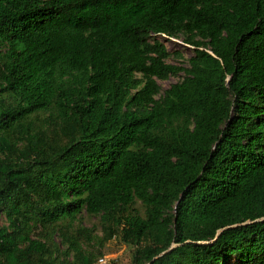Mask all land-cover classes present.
<instances>
[{
	"label": "trees",
	"instance_id": "obj_1",
	"mask_svg": "<svg viewBox=\"0 0 264 264\" xmlns=\"http://www.w3.org/2000/svg\"><path fill=\"white\" fill-rule=\"evenodd\" d=\"M114 239L106 264H264V0H0V264Z\"/></svg>",
	"mask_w": 264,
	"mask_h": 264
},
{
	"label": "rangeland",
	"instance_id": "obj_2",
	"mask_svg": "<svg viewBox=\"0 0 264 264\" xmlns=\"http://www.w3.org/2000/svg\"><path fill=\"white\" fill-rule=\"evenodd\" d=\"M164 42L166 43L167 47L170 51L173 52V59L170 61L174 63H182V60H176L178 53L183 52L185 54V59L190 57L193 54V51L184 45V43L180 39H171L169 37L163 36L162 38ZM184 76V73L179 74L178 76H171L170 79L166 81H159V83L162 85L163 90L169 88L172 84L180 81ZM135 208L140 209V212H144V208L139 203L135 206ZM83 226L91 227L93 228L96 226L95 234L102 236L103 232L101 230V226L99 225V219L95 217H91L89 215L83 214ZM94 249H97L98 251H101L103 255V261L101 264L109 263L113 260H118L121 263H132L133 255H134V248L132 246H128L122 242H120L118 239H114L112 241H109L105 247H100L98 245L93 247ZM235 263V261H234Z\"/></svg>",
	"mask_w": 264,
	"mask_h": 264
},
{
	"label": "built area",
	"instance_id": "obj_3",
	"mask_svg": "<svg viewBox=\"0 0 264 264\" xmlns=\"http://www.w3.org/2000/svg\"><path fill=\"white\" fill-rule=\"evenodd\" d=\"M103 261V259L101 260V262Z\"/></svg>",
	"mask_w": 264,
	"mask_h": 264
},
{
	"label": "clouds",
	"instance_id": "obj_4",
	"mask_svg": "<svg viewBox=\"0 0 264 264\" xmlns=\"http://www.w3.org/2000/svg\"><path fill=\"white\" fill-rule=\"evenodd\" d=\"M166 37V36H165Z\"/></svg>",
	"mask_w": 264,
	"mask_h": 264
}]
</instances>
